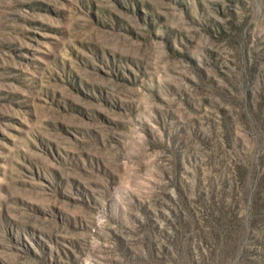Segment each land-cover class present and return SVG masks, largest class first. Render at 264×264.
Instances as JSON below:
<instances>
[{
  "label": "rangeland",
  "instance_id": "1",
  "mask_svg": "<svg viewBox=\"0 0 264 264\" xmlns=\"http://www.w3.org/2000/svg\"><path fill=\"white\" fill-rule=\"evenodd\" d=\"M262 174L264 0H0V264H264Z\"/></svg>",
  "mask_w": 264,
  "mask_h": 264
},
{
  "label": "trees",
  "instance_id": "2",
  "mask_svg": "<svg viewBox=\"0 0 264 264\" xmlns=\"http://www.w3.org/2000/svg\"><path fill=\"white\" fill-rule=\"evenodd\" d=\"M253 65H249V66H246V70L244 72L241 73V78L242 77H249L251 76L252 77V73H253ZM250 77V78H251ZM242 103H243V106L246 108V112H249L253 107V103L250 101V95L248 93L245 94V96L242 98ZM257 118H258V123L257 125L260 126L259 124V120H260V112L259 110H257ZM251 118V117H250ZM263 175V174H262ZM264 176V175H263ZM259 180H257L255 183H254V180L251 181V187L250 189L248 190V200H249V204L256 210L260 211L262 206H264V203H259V199L257 197V194L260 193V184H259Z\"/></svg>",
  "mask_w": 264,
  "mask_h": 264
}]
</instances>
